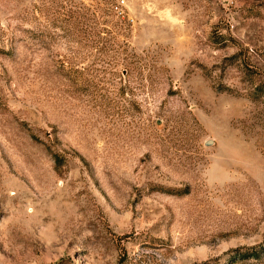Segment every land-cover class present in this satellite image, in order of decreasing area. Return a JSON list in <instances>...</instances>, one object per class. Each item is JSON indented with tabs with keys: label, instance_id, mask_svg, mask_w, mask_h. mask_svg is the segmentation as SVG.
Listing matches in <instances>:
<instances>
[{
	"label": "rangeland",
	"instance_id": "obj_1",
	"mask_svg": "<svg viewBox=\"0 0 264 264\" xmlns=\"http://www.w3.org/2000/svg\"><path fill=\"white\" fill-rule=\"evenodd\" d=\"M0 264H264V0H0Z\"/></svg>",
	"mask_w": 264,
	"mask_h": 264
}]
</instances>
